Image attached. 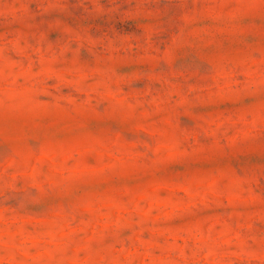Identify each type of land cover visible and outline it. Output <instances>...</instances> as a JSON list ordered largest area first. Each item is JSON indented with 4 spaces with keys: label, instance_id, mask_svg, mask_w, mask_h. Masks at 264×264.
Segmentation results:
<instances>
[{
    "label": "rangeland",
    "instance_id": "1",
    "mask_svg": "<svg viewBox=\"0 0 264 264\" xmlns=\"http://www.w3.org/2000/svg\"><path fill=\"white\" fill-rule=\"evenodd\" d=\"M0 264H264V0H0Z\"/></svg>",
    "mask_w": 264,
    "mask_h": 264
}]
</instances>
